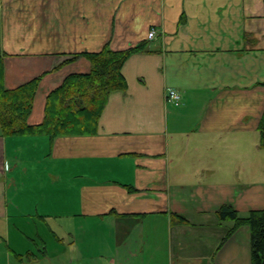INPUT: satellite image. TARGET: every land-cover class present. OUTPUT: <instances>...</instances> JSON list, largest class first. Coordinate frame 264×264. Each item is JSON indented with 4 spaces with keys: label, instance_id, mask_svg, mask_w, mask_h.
I'll return each mask as SVG.
<instances>
[{
    "label": "crops",
    "instance_id": "1",
    "mask_svg": "<svg viewBox=\"0 0 264 264\" xmlns=\"http://www.w3.org/2000/svg\"><path fill=\"white\" fill-rule=\"evenodd\" d=\"M141 44L97 134L0 130V248L17 264H252L250 227L227 237L218 211L264 210V0H0L5 87L47 73L30 125L91 71L64 62Z\"/></svg>",
    "mask_w": 264,
    "mask_h": 264
},
{
    "label": "trees",
    "instance_id": "2",
    "mask_svg": "<svg viewBox=\"0 0 264 264\" xmlns=\"http://www.w3.org/2000/svg\"><path fill=\"white\" fill-rule=\"evenodd\" d=\"M147 44L126 50L115 51L105 47L100 52L76 55L64 63L79 57L91 64L87 74H72L47 97L45 119L39 125H30L34 101L44 73L14 89L5 87L4 57L0 54V130L6 137L46 136L51 142L62 136L95 135L99 120L115 92L128 89L123 67L128 59L146 51ZM60 67V66H58ZM56 67L55 69H57ZM261 146L264 149V116L260 123ZM180 221L183 217L176 216ZM221 221L234 220L230 237L239 227L251 229L252 264H264V210L251 211L247 217H240L231 205H224L218 211ZM226 237V238H227Z\"/></svg>",
    "mask_w": 264,
    "mask_h": 264
},
{
    "label": "rangeland",
    "instance_id": "3",
    "mask_svg": "<svg viewBox=\"0 0 264 264\" xmlns=\"http://www.w3.org/2000/svg\"><path fill=\"white\" fill-rule=\"evenodd\" d=\"M46 236H49L46 235ZM14 235L11 236V242L13 243L12 246L14 247L16 242L18 240H13ZM22 241V240H21ZM23 242H25L26 244H28L29 248L32 250V244L27 242V240H23ZM8 254V255H6ZM5 255H6V259H5ZM25 262L28 263V260L25 259ZM0 264H17L16 263V256L14 255V253L8 248L5 249L2 247V249L0 248Z\"/></svg>",
    "mask_w": 264,
    "mask_h": 264
},
{
    "label": "built area",
    "instance_id": "4",
    "mask_svg": "<svg viewBox=\"0 0 264 264\" xmlns=\"http://www.w3.org/2000/svg\"><path fill=\"white\" fill-rule=\"evenodd\" d=\"M157 36V31L155 28L151 29L149 34H148V39L149 40H153L155 39ZM166 101L173 104V105H180L181 104V95L178 91L174 90V89H169L166 92Z\"/></svg>",
    "mask_w": 264,
    "mask_h": 264
}]
</instances>
